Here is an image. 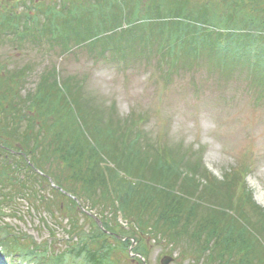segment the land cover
Masks as SVG:
<instances>
[{"label":"rangeland","instance_id":"374dc122","mask_svg":"<svg viewBox=\"0 0 264 264\" xmlns=\"http://www.w3.org/2000/svg\"><path fill=\"white\" fill-rule=\"evenodd\" d=\"M242 1L245 0H0V21L9 14L8 17H13L18 24L17 31L13 27L7 30L5 23L0 29V67L13 74L23 73L19 86L22 98L29 96L26 94L41 81L45 87L54 79L60 84H68L77 93L79 103L87 113L91 132L82 120L80 125L91 144L98 145V140H102L103 144L121 147L131 141L135 148L146 151V156L142 153V157L150 165L158 151L162 152L159 155L178 161L184 170L188 168L187 162L200 161L202 173L199 180L204 184L212 176L223 180L227 174L238 173L255 205L264 208V77L259 69V65L264 64V27H251L254 24L247 21L254 18L260 24L264 20L261 11L264 2L257 4L263 7L251 9L253 3L241 5ZM155 5L162 11L156 10ZM197 16L201 24L204 20L199 18L205 17L225 27L221 32L216 29L212 37L218 38V33L225 35L231 25L235 31L239 25L246 29L232 41L228 38L229 43L222 48H217V41L207 48L208 41L207 51L197 60H187L185 56L174 60L163 56L165 48L186 36L185 24L189 19L194 23ZM54 17L58 18L57 25ZM117 26L129 29L133 35L128 46L124 45L115 55L113 46L103 41L116 32L121 33L116 30ZM67 34V40L62 39ZM230 47H239L246 52L251 49V54L256 57L248 63L234 62ZM213 50H219L220 54L212 56L216 54ZM179 51L180 47H177L175 52ZM240 55L246 56V53ZM47 73L50 75L46 81L43 76ZM129 117L135 119L139 136H127L126 133L121 144L117 137ZM118 125H122L120 129ZM102 128L117 132L107 134L109 129ZM15 139L18 145L20 137L15 136ZM33 141L30 140L29 144ZM43 151L47 152L46 149H34L33 152L41 156ZM0 154H4L2 150ZM28 158L32 159L31 153ZM113 158L105 161L116 168ZM2 160L4 162L0 165L7 166L4 157L0 162ZM16 161L18 165L12 169L14 172L8 168L6 174L10 173L19 188L0 180V229L7 230H0V264H5L2 253L13 236L8 229L18 235L27 234L25 242L51 243L47 245L51 249L47 253L52 259L54 250L61 251L66 245L82 241L69 234L73 224L89 233L94 221L103 229L102 220L115 221L113 209L106 208L102 202L92 207L87 196L79 197L78 201L72 197L79 203L76 210L69 200H64L58 216L45 206L40 207L36 204V195H57L53 194V176L66 169L62 159L47 160V167L52 166L53 173L49 169L50 173L45 175L47 180H41L42 184L39 176L44 173L39 172L40 169L36 172L28 169L18 156L11 160ZM146 171L149 177V170ZM175 185L179 189V183ZM202 191L195 194L201 195ZM95 195L100 197L99 192ZM217 198L210 196V200L219 205L221 201ZM61 201L62 198L58 203ZM253 202L249 203L253 205ZM249 216L255 217L254 214ZM116 219L122 228L118 227L117 234L108 232L128 246L115 245V250L110 251L108 264H126L117 259H122L120 255H124L128 263L132 259L134 264H163L169 257L168 264H205L208 250L198 248L193 240L187 246L189 236L188 242L182 239L181 246H177L160 238L152 229L142 231L130 222L131 218L127 221L121 213ZM256 222L261 223L259 219ZM250 229L257 242L264 244V231L259 233L253 226ZM15 262L37 264V259L21 258ZM81 263L86 262L81 260Z\"/></svg>","mask_w":264,"mask_h":264},{"label":"trees","instance_id":"16d2710c","mask_svg":"<svg viewBox=\"0 0 264 264\" xmlns=\"http://www.w3.org/2000/svg\"><path fill=\"white\" fill-rule=\"evenodd\" d=\"M259 1L264 2V0H245L241 5H244L245 2L248 5L253 3L251 9H258L263 7L257 5ZM154 7L161 11L158 5ZM261 11L264 12V7ZM247 14L251 16V12ZM8 15H4L3 21H0V29L5 23L7 30L13 27L17 31V22L13 17L9 18ZM66 19L65 16L64 21ZM199 19H203L204 23H200L201 20H198V16L194 23H191V19H189L184 27L186 36L181 37L177 43L168 48L169 56L174 60L180 58L182 53L184 55L192 54V58L197 60L207 51L205 48L208 41L210 43L207 48L212 47L216 41L217 48H222L229 43L228 38L232 41L233 37L246 29L242 27L243 25H239L240 28L235 31L231 25L228 26V31H226L228 33L225 35L218 33V38L212 37L216 29L221 32L225 27L218 22L208 21L205 17ZM57 20L58 18L54 17L55 23ZM247 21L254 24L251 27H264V20L260 22L261 25L256 23L254 18H248ZM54 24L53 26L56 27L57 23ZM215 24L217 28L214 26ZM157 28L163 31L160 27ZM73 29L75 30L74 27ZM206 30L208 33H205ZM2 31H4V27ZM132 35V31L129 29H122L121 33L116 32L111 37L104 39L103 42L106 45H112L114 51L119 52L124 45L128 46ZM249 35H256V33L251 32ZM68 36L69 34L62 39L67 40ZM211 38H215V40H208ZM248 39H245L246 44ZM241 45L239 44V46ZM177 47H180L181 51L175 52ZM229 49L232 53L231 56L235 57L232 59L234 62L244 63L246 61L248 63L254 61L253 59L256 57L251 54V49H247V52L240 50L239 47L232 49L230 47ZM214 52L216 54L209 53H213L212 56L220 54L219 50ZM174 53L175 56H173ZM242 53H246V56H241ZM259 66L260 74L264 77V64ZM0 68V150L4 153L0 154L2 155L0 160L4 157L7 165H0V170H3L0 172V180H3L4 183L7 181L9 186L13 185L19 188L10 173L6 174L8 168L12 170L17 167L18 162H11V160L18 156L24 160L23 166L35 172L40 169V172L44 173L39 176L41 178L39 183L42 184L41 180H47L45 175L50 173L49 169L53 173L52 166L47 167V160L59 157L66 169L55 172L54 176L51 174L57 185L54 187L53 194L57 193V195L55 194L54 197H47L45 194L36 195L35 198L38 200V202L35 201L36 204L41 205L40 207L45 206L52 214L58 216L62 211L64 200H69L72 208L76 210L78 205L76 200L79 197L87 196L92 207L98 205V202H102L106 208L113 209L112 214L115 217L114 222L107 218L102 220L104 229L94 221L92 233L84 232L83 228H78L77 224H73V230H69V234L81 238L82 241L74 243L76 246L74 244L66 245V248L61 251L54 250L52 259L51 255L47 253L48 250H51L49 246L47 248V245H51V243L42 245L37 244L35 240L25 242L26 239L28 240L27 234L18 235L8 229V233L13 236H10V244L5 246L4 261L7 264H11V259L16 257L26 260L37 259V264H82L81 260L86 262L84 264H108L107 260L111 256L110 251L115 250V245L128 246L127 243L119 241L116 236L113 237L108 232L117 234L118 227L122 228L116 219L118 213H121L126 219L131 218L130 222L135 223L142 231L148 229L151 231L152 229L160 238H165L177 246H181L182 239L188 242L187 236H189L187 246L191 245L193 240L198 248L208 250L205 264H264V244L257 242V238L250 229V226H253L259 233L264 231V208L255 205L251 192L238 173L227 174L223 180L212 176L204 184L199 180V174L202 173L200 161L187 162L188 168L184 170L178 161L172 160L171 157L165 158V156L159 155L162 152L158 151L159 154L155 153L154 162L151 165L148 164L146 158L142 157V153L146 156L144 149L135 148L131 141L128 145L122 144L126 133L127 136H139L136 129L137 123L134 122V118L130 117L126 119L127 122L117 137L122 141L121 147L103 144L102 140H98V145L91 144L80 125L82 120L90 131L87 113L79 103L77 93L68 84H60L58 80L54 79L52 83L47 82L48 86L45 87L44 82L41 81L33 91L26 94L29 96L22 98L19 86L24 77L23 73L13 74L3 67ZM49 75L50 73H47L43 78L47 81ZM24 122L26 125H23ZM36 125H38L37 130H35ZM118 126L120 129L122 125ZM133 127H135L134 130ZM74 132H77L81 138ZM114 132L117 131L109 129L107 134ZM15 136L20 137L21 142L18 145L15 144ZM100 138L102 137L100 136ZM30 140H34L32 144H29ZM135 140L137 141V137ZM34 149H46L47 152L43 151L41 156L35 155ZM30 153L32 159L28 158ZM111 156L114 157L116 168L105 161ZM3 162L4 160L0 164ZM146 170H149V177ZM12 171L14 172V170ZM173 179L175 182H172ZM179 179L181 182H178ZM176 182L179 183V189L175 185ZM3 185L5 184H1V186ZM58 188L69 192L78 199L74 200L72 197H68ZM201 189L203 195L195 194ZM97 192L100 194L99 198L95 195ZM210 196L219 197L221 201L219 205L210 200ZM60 198L62 201L59 204ZM239 198L241 199L239 200ZM243 198H247V200ZM248 200L253 202L256 207ZM206 204L210 207H206ZM252 214L255 215V219L249 216ZM86 216L89 217V215ZM257 218L261 223L256 222ZM0 230L7 232L6 229ZM82 233L83 235L86 233L87 236H83ZM82 237L84 238L82 239ZM86 237L89 239L87 240ZM133 238L139 239L137 236H133ZM120 256L122 259L117 257L120 261L134 264L132 259L128 263L124 255ZM254 259L258 262L256 263Z\"/></svg>","mask_w":264,"mask_h":264},{"label":"water","instance_id":"95a60500","mask_svg":"<svg viewBox=\"0 0 264 264\" xmlns=\"http://www.w3.org/2000/svg\"><path fill=\"white\" fill-rule=\"evenodd\" d=\"M171 257L169 258H166L164 261H163V264H168V262L170 261Z\"/></svg>","mask_w":264,"mask_h":264}]
</instances>
